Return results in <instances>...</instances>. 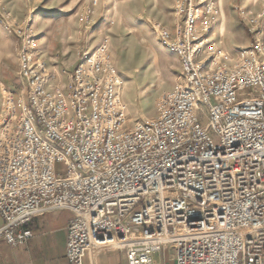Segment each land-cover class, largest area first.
<instances>
[{
    "label": "built area",
    "instance_id": "obj_1",
    "mask_svg": "<svg viewBox=\"0 0 264 264\" xmlns=\"http://www.w3.org/2000/svg\"><path fill=\"white\" fill-rule=\"evenodd\" d=\"M174 3L173 30L155 28L181 81L154 118L133 125L106 39L80 50L53 87L25 36L27 101L17 112L8 95L0 109V240L25 245L34 217L69 209L70 264L99 249L152 264L164 248L177 264H264V7L240 9L253 42L233 62L222 51L205 58L198 25L219 12L214 0Z\"/></svg>",
    "mask_w": 264,
    "mask_h": 264
},
{
    "label": "rangeland",
    "instance_id": "obj_2",
    "mask_svg": "<svg viewBox=\"0 0 264 264\" xmlns=\"http://www.w3.org/2000/svg\"><path fill=\"white\" fill-rule=\"evenodd\" d=\"M254 1L223 0L230 7L223 17L219 0H214V9L219 12L205 11L198 25L199 34L208 41L205 58L218 61L222 51L235 62L252 44L253 35L241 18L240 9L258 14L264 0H258L257 5ZM174 2L0 0V109L6 106L8 95L14 98L17 112L27 101L28 86L20 65L25 36L35 40V57L46 62L53 87L67 83L80 50L95 49L106 39L122 81L121 95L127 104L129 125L155 117L160 96L178 81L179 65L172 52L160 42L155 28L159 24L173 30ZM224 18L227 26L222 31ZM200 115L206 125L205 107Z\"/></svg>",
    "mask_w": 264,
    "mask_h": 264
},
{
    "label": "crops",
    "instance_id": "obj_3",
    "mask_svg": "<svg viewBox=\"0 0 264 264\" xmlns=\"http://www.w3.org/2000/svg\"><path fill=\"white\" fill-rule=\"evenodd\" d=\"M257 5L258 0L254 1ZM222 16L225 17L228 8L223 0H219ZM262 9V7H261ZM226 19L221 24L225 31ZM174 55L179 65L176 70L178 81L164 92L171 90L181 81V62ZM127 102V99H126ZM154 117V116H153ZM148 118V119H152ZM69 209H60L46 212L33 218L28 227L33 231V237L25 245L13 247L6 241L0 240V264H70L66 258V245L68 240V227L73 218ZM0 217V226L2 225ZM85 264H129L125 251L119 249H99L88 253ZM152 264H177L175 250L164 248L154 253Z\"/></svg>",
    "mask_w": 264,
    "mask_h": 264
}]
</instances>
